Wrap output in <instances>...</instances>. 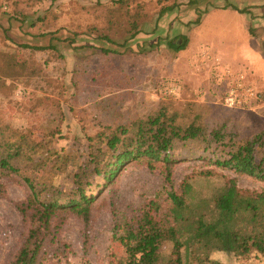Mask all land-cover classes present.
<instances>
[{"label":"rangeland","instance_id":"obj_1","mask_svg":"<svg viewBox=\"0 0 264 264\" xmlns=\"http://www.w3.org/2000/svg\"><path fill=\"white\" fill-rule=\"evenodd\" d=\"M226 2L249 11L226 9ZM254 36L263 45L264 0H0V80L8 86L0 93V114L34 138L45 132L79 162L88 156V135L163 108L171 122L196 121L209 129L225 125L239 142L260 135L264 143V105L226 107L217 79L226 66L244 70L264 93V52ZM183 38L184 49L170 48L169 42L184 43ZM50 45L56 50L29 48ZM168 87L174 93H166ZM201 146L176 144L173 153L182 161L174 169L175 190L187 176L196 199L210 197L233 177L243 189L264 188L251 176L209 163ZM207 169L215 174L198 176ZM72 170L53 177L54 183L71 190ZM162 172L126 164L112 184L94 192L88 225L70 216L53 229L46 264H108L111 251L123 259L114 226L164 192ZM27 195L25 185L6 180V195L0 197V264L13 263L28 233L17 209ZM163 249L168 254L172 246ZM255 254L211 257L223 264H264Z\"/></svg>","mask_w":264,"mask_h":264},{"label":"trees","instance_id":"obj_2","mask_svg":"<svg viewBox=\"0 0 264 264\" xmlns=\"http://www.w3.org/2000/svg\"><path fill=\"white\" fill-rule=\"evenodd\" d=\"M224 7L248 12L229 2ZM185 41H171L169 46L179 51L186 46ZM29 48L56 50L51 45ZM2 82L1 94L8 88ZM262 105L263 92L254 102L255 107ZM48 138L45 132L43 138H34L32 132L15 128L0 114V197L6 195L7 179L14 178L28 189L25 201L17 204L28 233L12 264H46L51 257L53 229L70 216L88 225L94 192L112 184L131 162L151 170L161 168L167 187L116 222L113 239L124 248V256L120 259L111 251L108 264H223L211 257L212 253L237 258L256 253L264 257V188L243 189L239 179L233 177L215 188L210 197L196 199L192 177L187 176L178 191L173 182L174 169L182 161L173 153L176 144L197 141L203 152L210 154L209 163L264 183V152L258 151L264 146L259 142L260 135L239 142L225 125L209 129L196 121L174 123L163 108L128 124L103 126L88 135L89 152L84 162ZM71 169L72 189L63 190L53 177L68 174ZM39 170L41 174H37ZM214 174L207 169L198 176L209 178ZM97 179L103 183L99 185ZM167 245L172 249L165 254Z\"/></svg>","mask_w":264,"mask_h":264},{"label":"built area","instance_id":"obj_3","mask_svg":"<svg viewBox=\"0 0 264 264\" xmlns=\"http://www.w3.org/2000/svg\"><path fill=\"white\" fill-rule=\"evenodd\" d=\"M218 84L222 87V102L231 109L254 108V102L261 91L251 81L244 70L234 71L226 66L221 68L217 76ZM166 93H174V88H166Z\"/></svg>","mask_w":264,"mask_h":264},{"label":"crops","instance_id":"obj_4","mask_svg":"<svg viewBox=\"0 0 264 264\" xmlns=\"http://www.w3.org/2000/svg\"><path fill=\"white\" fill-rule=\"evenodd\" d=\"M249 11V10H248ZM242 14H244V13H242ZM255 37V36H254ZM256 38V40L258 41V39H257V37H255ZM258 45H259V47L261 48V50L264 52V43H263V45H261V43H259V41H258ZM220 52H221V50H220ZM219 52V53H220Z\"/></svg>","mask_w":264,"mask_h":264}]
</instances>
